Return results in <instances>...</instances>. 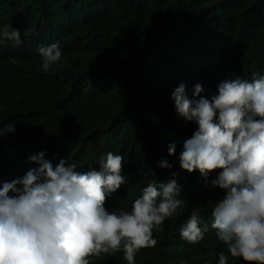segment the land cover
<instances>
[{"label": "trees", "instance_id": "trees-1", "mask_svg": "<svg viewBox=\"0 0 264 264\" xmlns=\"http://www.w3.org/2000/svg\"><path fill=\"white\" fill-rule=\"evenodd\" d=\"M3 26L19 29L22 43L0 44V127L15 123L0 136V188L38 167L28 158L41 151L79 171H99L111 151L124 157L128 183L107 198L109 211H130L149 183L173 178L185 200L135 264H218L228 253L212 210L226 190L211 184L219 169L206 179L180 167L198 126L178 114L172 93L183 83L193 98L201 84L211 98L226 79L264 75V0H0ZM55 42L61 59L44 72L38 49ZM162 159L173 167H159ZM193 208L209 225L198 243L180 235ZM91 264L127 262L117 252ZM228 264L247 262L229 254Z\"/></svg>", "mask_w": 264, "mask_h": 264}, {"label": "clouds", "instance_id": "clouds-1", "mask_svg": "<svg viewBox=\"0 0 264 264\" xmlns=\"http://www.w3.org/2000/svg\"><path fill=\"white\" fill-rule=\"evenodd\" d=\"M5 41L22 43L19 29L0 27V44ZM38 51L44 72L62 56L59 42ZM203 91L196 84L190 98L182 83L172 93L178 114L198 126L184 142L180 167L199 170L206 179L220 170L211 184L226 191L213 207L211 228L228 254L219 252L218 264H228L229 254L247 264H264V75L226 79L211 98L201 96ZM13 132L15 123L0 127V136ZM168 152L176 154L174 143ZM45 156L44 151L31 155L29 161L38 167L0 188V264H91L92 257L117 252L135 264L140 249L156 246L154 231L183 211L175 178L159 188L149 183L130 211H109L107 198L128 183L122 155L109 151L99 171H79L65 159L54 167ZM158 166L173 167L167 159ZM200 224L199 210L193 208L180 228L181 238L203 240L209 225Z\"/></svg>", "mask_w": 264, "mask_h": 264}, {"label": "bare ground", "instance_id": "bare-ground-1", "mask_svg": "<svg viewBox=\"0 0 264 264\" xmlns=\"http://www.w3.org/2000/svg\"><path fill=\"white\" fill-rule=\"evenodd\" d=\"M189 39V38H188ZM200 65V64H199Z\"/></svg>", "mask_w": 264, "mask_h": 264}]
</instances>
